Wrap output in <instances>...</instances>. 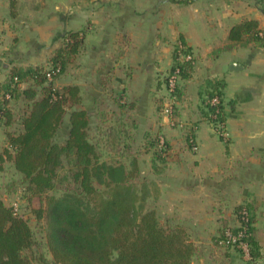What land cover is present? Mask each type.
Instances as JSON below:
<instances>
[{"label": "crops", "instance_id": "0c3cea01", "mask_svg": "<svg viewBox=\"0 0 264 264\" xmlns=\"http://www.w3.org/2000/svg\"><path fill=\"white\" fill-rule=\"evenodd\" d=\"M246 20L264 30L260 0H0V87L14 69L49 70L69 33L82 31L84 46L57 85L80 88L90 124L100 123L99 112L118 96V120L130 122L128 135L139 145L165 136L174 160L163 185L205 255L192 264H264V48L233 47L229 39ZM181 40L194 54L195 73L181 89L177 120L194 127L193 147L185 131L157 124L155 116L157 93L165 90L158 76L172 69ZM234 63L243 68L232 71ZM208 80L225 82L226 141L203 114ZM244 204L254 207L260 258L231 249L227 261L209 263L219 223L236 226Z\"/></svg>", "mask_w": 264, "mask_h": 264}, {"label": "trees", "instance_id": "16d2710c", "mask_svg": "<svg viewBox=\"0 0 264 264\" xmlns=\"http://www.w3.org/2000/svg\"><path fill=\"white\" fill-rule=\"evenodd\" d=\"M260 1L264 11V0ZM229 39L233 47L254 44L264 48V30L255 20L235 25ZM83 46L82 31L71 32L52 58L49 70L14 69L9 81L0 87V123L5 116L11 117V96L17 93L27 101L22 129L7 133L9 145L5 155L22 176L26 195L41 200L33 212L38 221H46L47 245L54 264H192L196 248L188 241L185 228L163 226L156 211L145 208L148 190L144 185L140 190L131 182L134 170L127 172L123 165L99 161L97 146L88 131L90 114L81 108L80 88L58 87V79ZM185 46L182 40L176 46L173 75L186 80L195 64L193 59L180 60L182 52L191 54ZM205 85L209 100L218 101L217 105L208 106L209 112L224 124L225 83L208 80ZM8 124L7 120L5 125ZM65 161L74 187L60 197L44 198L47 191L54 189ZM235 214L239 225L232 232L247 229L243 240L248 243L254 261L260 258L254 236V207L241 205ZM225 232H220L217 244L226 240ZM34 245L33 231L24 215L0 200V264H32L33 256L25 252Z\"/></svg>", "mask_w": 264, "mask_h": 264}, {"label": "rangeland", "instance_id": "374dc122", "mask_svg": "<svg viewBox=\"0 0 264 264\" xmlns=\"http://www.w3.org/2000/svg\"><path fill=\"white\" fill-rule=\"evenodd\" d=\"M178 45H180V43L177 42L176 46ZM176 46H173V59L176 53ZM185 47L186 49L189 48L187 45ZM178 54L180 53L178 52ZM191 59L195 61L192 51L190 55H185L183 52L180 55L181 61H193ZM5 61L7 62L8 59L6 58ZM174 67L175 60L172 69H170L166 74H158L159 81L157 84L165 85V90L162 94L157 93L155 116L157 124L161 123V121L164 123L165 120L166 125L170 128H176L180 132L185 131L188 137V144L193 147L194 144L191 131L194 130V127L186 126L177 120L181 107L179 105L182 98L181 89H183L184 85H186V81L185 79L173 75ZM175 73H178V71H175ZM189 73H191L190 75L192 77L195 73V68L192 71L190 70ZM171 81H174V83L172 84ZM222 83L225 82L222 80ZM223 91H225V89ZM112 100L114 101L111 106L104 107L99 112L98 119H101V122L98 123L97 121V124H90L91 126L88 130L91 141L97 146L99 161L101 163H108L112 165H123L127 172L134 170L135 178L132 179L131 182L138 185L140 190L143 185L146 186L148 190L145 208L155 210L157 218L163 226L169 227L182 225L180 224L179 218H177V216L180 217L182 214L179 212L181 207L179 208L177 205L174 206L173 203H177L176 200L171 199L168 188L163 185L165 181L164 177L166 176V173L169 172L167 165L171 162V160H174V155L171 153V146L165 136L159 133H155L154 135L152 134V136L143 139L141 143L142 145H139L140 143L134 139V136L131 134L128 135L130 132V122L124 124L123 122L120 123V120H118L119 116L117 109L119 106H115V103L119 100L118 96L113 97ZM24 101L25 99H23V97H19L17 93L11 96L8 104V109L11 111V117L8 119L9 117L5 116L0 123V165L2 166V170L0 171V200H2L8 207H12L16 212L24 215L27 219L33 231L35 245L25 253L33 256L32 264H54L53 255L47 245L46 221L44 219L38 221L33 212V209L38 208L41 205V200L37 197L26 195L23 189L24 180L22 176L14 169L13 163L8 160L7 155H5V150L8 149L9 145L7 133H18L22 129V119L27 110V104H25ZM204 101L203 114L215 127V129L219 131L222 139L226 141L228 136L226 131L223 130L225 129V123L221 124L219 117L210 113L208 109L210 104L217 105L218 101L211 102L207 95H205ZM117 105H119V103ZM124 107L126 110L128 105H125ZM7 120L9 121V124L6 126L5 123ZM126 127L127 129L125 130ZM161 127L162 126L160 125L158 128L160 129ZM121 132H124L123 135L127 138L125 141V138H120V135L122 134ZM167 143L168 145H166ZM10 151L12 152L11 149ZM64 163L65 167L59 171L60 174L57 178L54 189L47 191L44 194V198L48 195L60 197L64 195L69 188L74 187L70 178H68L69 165L66 161ZM217 214L219 215V213ZM235 216L236 219H238L236 214ZM238 225L239 223L237 221L236 226ZM219 226L221 227L219 228L217 237L220 236L221 231H226V235L228 231H231V228L235 227L234 224L231 225V222H221L219 223ZM183 227L189 235L188 241L192 242L196 248L195 256L192 262L198 260V258L204 259L203 256L205 255L202 253L201 249H197L196 247V244L198 245V232L195 233L196 231L193 232V230L189 231L185 225ZM216 244V241L213 240L212 257L208 256V254L210 255L209 251L206 252L207 261H209V263L213 261H218L219 263L227 261L229 259L227 255L231 252V249L240 251L241 254L246 257L245 253L239 247L233 245L231 247V245L226 241H221L220 244ZM195 264L198 263L196 262Z\"/></svg>", "mask_w": 264, "mask_h": 264}, {"label": "built area", "instance_id": "2783aa9c", "mask_svg": "<svg viewBox=\"0 0 264 264\" xmlns=\"http://www.w3.org/2000/svg\"><path fill=\"white\" fill-rule=\"evenodd\" d=\"M171 82L172 84L174 83V81ZM213 101L217 102V99H214ZM246 231L247 229H244L243 231L235 234L232 232V228H231V231H228L225 235L226 237L225 241L230 245L239 247L245 253L246 257L250 258V250H249L250 247L248 243L243 240V238L246 235Z\"/></svg>", "mask_w": 264, "mask_h": 264}, {"label": "water", "instance_id": "95a60500", "mask_svg": "<svg viewBox=\"0 0 264 264\" xmlns=\"http://www.w3.org/2000/svg\"><path fill=\"white\" fill-rule=\"evenodd\" d=\"M242 68H243V67H242L240 64H237V63L232 64L231 67H230V69H231L232 71H239V70H241Z\"/></svg>", "mask_w": 264, "mask_h": 264}]
</instances>
